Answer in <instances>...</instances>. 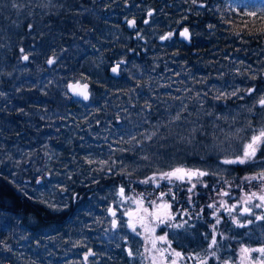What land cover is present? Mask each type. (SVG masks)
<instances>
[{"label": "trees", "instance_id": "16d2710c", "mask_svg": "<svg viewBox=\"0 0 264 264\" xmlns=\"http://www.w3.org/2000/svg\"><path fill=\"white\" fill-rule=\"evenodd\" d=\"M45 1L22 0L18 14L38 4L31 31V20L17 25L16 13L0 15V264H84L89 250L92 264H150L143 238L127 222H111L109 209L128 206L130 184L181 203L159 230L170 247H158L180 252L187 264H235L239 247L264 246V220L255 219L264 209L240 215L243 191L264 186L244 180L264 170V152L244 165L221 163L264 126L256 104L264 95V12L257 6L264 2L243 9L257 11L253 18L240 14L237 0ZM181 28L192 45L175 34ZM121 60V76H111ZM70 81L89 83L91 99H75ZM175 167L210 174L189 192L187 181L159 178ZM228 187L237 190L231 215L214 195Z\"/></svg>", "mask_w": 264, "mask_h": 264}, {"label": "snow or ice", "instance_id": "6c2138e0", "mask_svg": "<svg viewBox=\"0 0 264 264\" xmlns=\"http://www.w3.org/2000/svg\"><path fill=\"white\" fill-rule=\"evenodd\" d=\"M238 3L243 4V8L239 9L241 15H246L249 17H257L258 12L257 11H244V8H247L248 5L244 3V0H237ZM264 2V0H262ZM193 3H196V0H193ZM15 6V5H14ZM233 11H237L238 9L233 8ZM261 12H264V8L260 9ZM151 15V13H149ZM261 20H264V15H260L259 17ZM135 20H129L128 25L129 27H135ZM147 23V21H145ZM29 29H31V25L28 26ZM264 31V30H262ZM171 35V34H169ZM181 35L185 39L190 38V33L187 28L183 30ZM161 39H168V36L161 37ZM20 52L24 53V49L20 48ZM22 60L28 61L29 60V55L24 54L22 55ZM55 62L54 58H50L47 60V63L49 65L53 64ZM119 65L116 67L112 68V72L116 73L118 71ZM255 78V77H253ZM69 89L73 92L74 95L81 96L84 100H87L89 98V93H88V85L85 83L83 85L80 84H70L68 85ZM237 91H233L230 95L235 96L237 94ZM248 94L253 93L256 91L255 87L248 88L247 90ZM0 95H3L0 93ZM217 99H220V97H216ZM256 104H258L260 107L264 108V95H260L258 100L256 101ZM255 105L253 106V108ZM251 111V109H250ZM179 119V117H177ZM249 127L251 128L252 125L249 124ZM152 135H155V133H152ZM152 136L149 135L147 139H151ZM259 152H264V126H261L258 130L253 131V134L251 137L247 140V142L244 144L242 153L239 155H236L234 158H225L221 161V163L226 164V165H244L246 163L254 162L257 159V154ZM144 159H147V157H144ZM210 173L205 170H201L198 168H187V167H175L171 169L170 171L167 172H162L160 173L159 178L161 180H167L170 184L172 183L173 180L184 182L187 181L191 183V187L188 188L189 192H192V190L196 187L195 183H192L193 179L195 178L198 182L200 178L208 176ZM156 176L149 177L147 180L142 181L143 183H148L149 180H155ZM245 181H252V180H260L264 181V170L258 172L255 175L252 176H246L244 177ZM39 183V181H37ZM158 186V185H157ZM206 186V185H205ZM120 195L123 197L124 195V188L121 187L119 189ZM165 194H161L160 199H163V196ZM223 195H228L227 192H224ZM173 199L175 197L173 196ZM259 201L258 203L253 204V201ZM137 205H139V208L137 209V212L141 211L143 212V215H137V212H128L127 215L129 216V220L127 222V226L133 231L136 232V225L139 224L141 228H143L144 232L147 233L148 235L145 237V240L150 243L151 247L146 248L145 251L151 253L152 251H155L158 254L159 258V264H164V262L167 260V256L165 253L168 252V249L165 248H159L157 247V242H162V243H169L167 241V236L166 235H161V236H155V226L153 224L154 221H158L159 224H167L169 221L174 219L173 214L171 213V204L168 202H163L160 204H156L155 202H152L154 207L152 211H149L148 208L143 207V200H136L134 201ZM243 207L240 211V215H254L253 213V208H259V209H264V186H262L259 190V192H251L245 194V196L242 198L241 201ZM251 205V206H249ZM220 206L225 208V210L231 215L237 205L233 204L231 206H228L224 201L220 202ZM209 207H215V205H209ZM109 212L113 216L116 215L114 211L109 209ZM148 218H151L149 220ZM256 220H264V214L261 215H256L255 216ZM233 223L237 224L240 227H244L245 224L240 223V221L237 219V217L233 216L232 217ZM217 224H219L220 220L217 218ZM253 221L249 220L247 223L251 224ZM116 226V221H113V227ZM168 226H173V225H168ZM175 227H180L181 225H174ZM215 228V225L213 226ZM139 234V233H137ZM216 244L215 238H213L211 244L209 247L211 248L213 245ZM170 247V243H169ZM255 252L258 253L259 256L256 258H252L249 254ZM241 264H264V246L258 247V248H242L241 249ZM94 255L91 250L85 255L84 259L87 261L88 256ZM128 255L131 257L133 256V253L131 250L128 251ZM169 255L175 256L177 258H181V253L172 251L169 253ZM212 255L214 256L215 253L213 252ZM158 258L157 256L153 255L151 257L152 264H158ZM171 264H177V261L175 259L171 260ZM200 264H206V260H200ZM225 264H228L226 261Z\"/></svg>", "mask_w": 264, "mask_h": 264}, {"label": "rangeland", "instance_id": "374dc122", "mask_svg": "<svg viewBox=\"0 0 264 264\" xmlns=\"http://www.w3.org/2000/svg\"><path fill=\"white\" fill-rule=\"evenodd\" d=\"M7 2H9V4L7 5V4H5V2H4V0H0V15H4V14H6V13H10L11 15L12 14H14V13H16L17 15H19V17H17L18 18V20L20 21V22H18V21H14L13 22V24H17V25H22V23L23 22H26V21H29V20H31V22L29 23V24H27L26 25V27H25V29H27L28 31H31L32 29H33V24H32V18H29L31 15H32V13L34 14V15H36L38 18H40L41 17V15L39 14L38 15V13L36 12L37 11V9H38V4H36L35 5V7H34V9H32L31 10V8H33V6H27V8H28V11L26 10L25 11V13L23 12V13H21V14H18V12H21L22 10H23V8H24V4H23V2H22V0H6ZM44 1L45 0H38V2L40 3V6H42V4L44 3ZM49 2V5L51 4V5H54V0H48ZM62 1V0H61ZM258 1H260V0H244V3H246L247 5H248V7L247 8H249V7H251L250 5L251 4H253V3H256V2H258ZM45 3H47V1H45ZM13 5H15L16 6V8H17V10H16V8L13 6ZM257 6L259 7V8H264L263 7V4L261 3V4H257ZM24 15V16H23ZM26 20V21H25ZM29 25H31L32 27H31V29H29ZM185 28H181V29H179V30H176V32H175V34H177V35H179L180 34V32H183V30H184ZM9 77V76H8ZM10 80V79H9ZM9 85V83L8 82H6V86H8ZM8 89V88H7ZM2 93V92H1ZM43 153V152H42ZM203 179H204V177H202V178H200V180H199V182L194 178L193 179V181H192V183H195V184H198V183H202L203 182ZM27 182L25 183V182H23V184H27V183H29V180H26ZM42 181H45V179L43 178L42 179ZM22 184V183H21ZM22 184V185H23ZM204 185H205V182H204ZM196 187H198V185H196ZM262 187V186H261ZM260 187V188H261ZM260 188L258 189V190H252V192H259V190H260ZM129 189H134V190H132V194H131V196H129V198H125V199H123V201L124 202H126L127 204H128V206L127 207H125L124 208V210H123V212L122 213H119V212H116V215L115 216H113L112 215V219H111V222L113 223V221L115 220L116 221V224H121V223H123V222H128V220H129V216L127 215V213L128 212H137V209L139 208V205H137L136 203H134V201H136V200H143V207L144 208H148L149 209V211H152L153 210V207H154V205H153V203L152 202H155L156 204H160V203H163V202H168L169 204H171V209H170V211H171V213L173 214V216H174V219L177 217V214L175 213V212H173L174 211V209H176L175 208V206H172V205H176L179 209H181V207H182V205H181V203L179 202V201H177V200H175V199H173V197L172 196H169V197H167V196H163V199L161 200L160 199V197H161V194H157L156 192H153L154 194H153V199H152V196L150 195V194H147V193H137L136 192V190H135V186H134V184H130V187H129ZM224 192H227L228 193V195H223V193ZM247 193H249V192H247V191H243V194H247ZM65 194H66V196H65ZM236 194H237V190H235V189H233V188H227L226 190H222L220 193H214V195H215V197H219L218 199L216 198V200H215V204H217L219 207H221L220 206V202L221 201H224L227 205H228V202L232 199V198H234L235 196H236ZM61 199H59L60 200V202H64V200H65V198L67 197V191L66 190H64L63 191V193L61 192ZM245 195H243L241 198H243ZM215 199V198H214ZM254 201H256V200H254ZM259 202V201H258ZM219 203V204H218ZM70 204V203H69ZM65 205H63V206H61L60 208H62V207H64ZM222 208V207H221ZM71 210V209H70ZM69 210V211H70ZM41 214L43 215V218H45L46 219V215L45 214H47L46 212H41ZM137 215H143V212H142V210L141 211H139V212H137ZM188 215H190V213L188 214ZM187 216V215H186ZM149 220H151V218H148ZM174 219H172V220H174ZM171 220V221H172ZM55 220H51L50 222H54ZM170 222V221H169ZM153 224H154V226H155V233H154V235L155 236H161V234L159 233V230H160V228L161 227H163V226H165L166 224H159V222L158 221H154L153 222ZM168 224V223H167ZM219 225V224H218ZM134 233H139V234H137V235H140L142 238H143V241H144V244H145V248H150L151 247V245H150V243L149 242H147L146 240H145V237L148 235L147 233H145L144 232V230H143V228H141L140 227V225L139 224H137L136 225V232H134ZM219 235H221V232H220V226L218 227V228H216L215 230H214V236H213V238H215V240H216V243H217V239H218V236ZM161 242H157V247H158V245L160 244ZM218 247V245L216 246V248ZM159 248H163V247H159ZM242 248L241 247H239L238 248V251L239 250H241ZM241 253V252H240ZM240 253H238V261H237V263H235V264H241V254ZM153 255H155V256H157V258H158V254L155 252V251H152L151 253H149L148 252V256L146 257L147 258V261L148 262H150V264H152V260H151V257L153 256ZM165 255H167V261H165L164 262V264H171V260H173V259H175L176 261H177V264H187L186 263V259L183 257V256H181V258H177V257H175V256H172V255H169V252H167V254L165 253ZM250 255V254H249ZM221 262V261H220ZM90 263V262H89ZM222 263V262H221ZM90 264H92V263H90ZM158 264H159V258H158ZM223 264V263H222Z\"/></svg>", "mask_w": 264, "mask_h": 264}, {"label": "water", "instance_id": "95a60500", "mask_svg": "<svg viewBox=\"0 0 264 264\" xmlns=\"http://www.w3.org/2000/svg\"><path fill=\"white\" fill-rule=\"evenodd\" d=\"M127 25H128V22H127ZM135 26H136V23H135ZM128 28H129V30H133V28L134 27H129V25H128ZM179 39L180 40H182V41H184L187 45H192V39H191V35H190V38L189 39H185L182 35H181V33L179 34ZM133 52V51H132ZM137 55L139 56L140 55V53H137ZM121 63H126V61H121ZM117 65H119V68H118V71L116 72V73H113L112 72V68L113 67H116ZM113 67H111V71H110V73H111V75H113V76H115V77H120L121 76V72H120V67H121V65L120 64H115ZM70 84H80V85H83V84H81L79 81L78 82H76V83H73V82H70L69 83V85ZM87 84V83H86ZM88 85V93H89V98L87 99V100H84L81 96H78V95H74L73 94V92L69 89V87H68V90L72 93V95L74 96V98H77V99H81V100H84V101H88L89 99H90V97H91V93H90V91H89V84H87ZM91 252H92V250H91Z\"/></svg>", "mask_w": 264, "mask_h": 264}, {"label": "flooded vegetation", "instance_id": "af4514ba", "mask_svg": "<svg viewBox=\"0 0 264 264\" xmlns=\"http://www.w3.org/2000/svg\"><path fill=\"white\" fill-rule=\"evenodd\" d=\"M121 71H122V69H121ZM90 89H91V87H90ZM18 135L21 136L20 134H18ZM84 257H85V253H83V262H84V264H90L89 263V258L87 259V261H85Z\"/></svg>", "mask_w": 264, "mask_h": 264}, {"label": "bare ground", "instance_id": "6f19581e", "mask_svg": "<svg viewBox=\"0 0 264 264\" xmlns=\"http://www.w3.org/2000/svg\"><path fill=\"white\" fill-rule=\"evenodd\" d=\"M110 71H111V69H110ZM111 74V73H110ZM111 76H113V75H111ZM113 77H115V76H113ZM116 78H118V77H116Z\"/></svg>", "mask_w": 264, "mask_h": 264}]
</instances>
